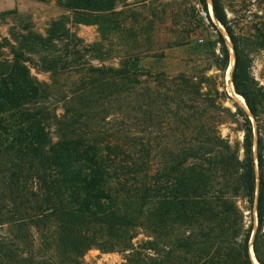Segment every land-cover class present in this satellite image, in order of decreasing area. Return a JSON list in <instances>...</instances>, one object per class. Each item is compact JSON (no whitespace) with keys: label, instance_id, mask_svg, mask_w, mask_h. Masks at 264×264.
<instances>
[{"label":"trees","instance_id":"obj_1","mask_svg":"<svg viewBox=\"0 0 264 264\" xmlns=\"http://www.w3.org/2000/svg\"><path fill=\"white\" fill-rule=\"evenodd\" d=\"M125 1L60 0L58 5L73 11L77 23L97 25L104 33L108 24L117 25L122 15L117 6ZM198 1L215 27L207 0ZM210 1L214 17L234 45V89L257 123L258 180L251 120L238 105L235 111L224 106L229 96L219 81L222 76L208 75L211 68L173 77L183 83L180 100L186 107L178 106L175 113L168 96L157 107L150 93L142 92L137 97L141 124L137 144L103 146L86 134L51 142L46 112L27 108L45 90L22 54L13 51L12 58L0 59V198L7 195L10 224L21 233L32 227L31 236L38 235L43 253L32 264H81L92 248L134 252L133 238L139 230L147 231L152 241L149 248L137 245V264H144L139 257L145 249L159 256L156 264H176L171 257L177 253L192 257L181 264H254L249 250L254 224L246 222L243 200L256 213L253 251L258 263L264 264V156L259 116L264 95L251 91L253 82L240 62L222 0ZM220 39L221 51L216 56L221 61L218 70L223 72L229 53L221 34ZM92 71L116 78H128L131 73L128 62L121 68ZM161 75L165 74L157 77ZM168 112L176 121L169 128L170 139L161 145L162 161L157 162L151 135L155 120L167 117ZM229 122L237 124L233 130L242 132L241 142L232 144L221 134L220 126ZM16 238L25 240L22 234ZM10 242L0 246V264H22L27 247Z\"/></svg>","mask_w":264,"mask_h":264},{"label":"rangeland","instance_id":"obj_2","mask_svg":"<svg viewBox=\"0 0 264 264\" xmlns=\"http://www.w3.org/2000/svg\"><path fill=\"white\" fill-rule=\"evenodd\" d=\"M59 1L47 0L45 4H39L43 9L33 5L19 15L8 16L6 19L11 24L9 38L0 33V59L12 58L13 51L22 54L32 75L46 92L27 108L46 112L51 142L86 134L103 146L132 141L137 144L141 128L137 120V97L148 92L154 105L159 107L168 96L171 112L175 113L179 107H186L180 100L183 83L172 80L173 77L198 74L211 68L208 75L222 76L219 81H223L229 96L224 106L235 111V105H238L251 120L258 180L257 123L245 99L235 94L232 83L234 45L224 26L214 17L210 0H207V9L215 27L207 20L198 0H127L117 6V10H122V15L117 17V25L108 24L109 29L104 33L97 25L77 23L74 12L61 9ZM222 3L234 33L240 62L253 82L251 91L257 96L258 92L264 95V0H222ZM6 19L3 18L2 22ZM84 26L93 30L85 32ZM220 34L229 53L223 72L218 70L221 61L216 56L221 51ZM126 62L131 69L128 78L99 76L92 71L96 68H121ZM136 70L152 76L137 75ZM159 73L165 75L158 78ZM260 99L264 102L263 98ZM259 110L264 156V107ZM155 121L151 138L156 146L154 157L160 162L161 145L170 139L169 128L176 120L169 113ZM236 126L231 122L220 126L221 134L232 144L242 141V132L233 130ZM8 204L5 194L3 200L0 198V246L10 244V241L26 246L22 264H32L37 256L42 257L43 246H39L41 242L37 234L31 236L35 229L28 227L21 233L8 222ZM240 204L247 224L253 223L255 232V210L251 212L250 205L244 200ZM138 232L133 238L134 252H104L92 248L85 253L81 264H137V245L149 248L148 242L152 241L147 231ZM17 234L24 235L25 240H16ZM140 252L139 263L156 264L155 260L159 259L151 249ZM2 254L0 249V259ZM171 258L176 264L192 259L181 253Z\"/></svg>","mask_w":264,"mask_h":264},{"label":"crops","instance_id":"obj_3","mask_svg":"<svg viewBox=\"0 0 264 264\" xmlns=\"http://www.w3.org/2000/svg\"><path fill=\"white\" fill-rule=\"evenodd\" d=\"M47 1V0H46ZM46 1H38V0H0V22H2L3 18H7L10 15H19L20 13L25 12V10L30 7H32L33 5H36V7H39V4H45ZM59 6V5H58ZM60 7V6H59ZM41 9H43L44 7L40 6ZM61 9L65 10V11H70V10H66L62 7H60ZM10 20L6 19L5 22H2L0 24V33H2V36H5L6 39L9 38V26L11 25ZM85 32H89L91 30H93L92 27H86L84 26ZM91 28V29H90Z\"/></svg>","mask_w":264,"mask_h":264},{"label":"water","instance_id":"obj_4","mask_svg":"<svg viewBox=\"0 0 264 264\" xmlns=\"http://www.w3.org/2000/svg\"><path fill=\"white\" fill-rule=\"evenodd\" d=\"M235 94H237V93L235 92ZM254 234H255V232H253L252 235H251V240H250V243H249V250H252L254 259L257 262V264H259L258 261L255 258L254 251H253V238H254Z\"/></svg>","mask_w":264,"mask_h":264},{"label":"bare ground","instance_id":"obj_5","mask_svg":"<svg viewBox=\"0 0 264 264\" xmlns=\"http://www.w3.org/2000/svg\"><path fill=\"white\" fill-rule=\"evenodd\" d=\"M230 67H232V66H230ZM227 78H228V80H229L230 76L228 75ZM227 78H226V79H227ZM238 97H239V96H238ZM241 99H242V98H241ZM239 100H240V99H239ZM242 100H243V99H242ZM240 102H241V101H240ZM246 108H247V107H246ZM250 256H251V259L253 260V262L257 264V262H256L255 259H254V256H253V252H252V250H250Z\"/></svg>","mask_w":264,"mask_h":264},{"label":"built area","instance_id":"obj_6","mask_svg":"<svg viewBox=\"0 0 264 264\" xmlns=\"http://www.w3.org/2000/svg\"><path fill=\"white\" fill-rule=\"evenodd\" d=\"M204 15L206 16V13L204 12Z\"/></svg>","mask_w":264,"mask_h":264}]
</instances>
